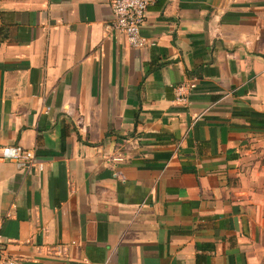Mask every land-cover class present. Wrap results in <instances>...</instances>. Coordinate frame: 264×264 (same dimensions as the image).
Returning <instances> with one entry per match:
<instances>
[{
  "label": "crops",
  "instance_id": "0c3cea01",
  "mask_svg": "<svg viewBox=\"0 0 264 264\" xmlns=\"http://www.w3.org/2000/svg\"><path fill=\"white\" fill-rule=\"evenodd\" d=\"M111 20L110 0H0V151L45 165L0 162V242L30 264H264V0H153L145 49Z\"/></svg>",
  "mask_w": 264,
  "mask_h": 264
},
{
  "label": "built area",
  "instance_id": "2783aa9c",
  "mask_svg": "<svg viewBox=\"0 0 264 264\" xmlns=\"http://www.w3.org/2000/svg\"><path fill=\"white\" fill-rule=\"evenodd\" d=\"M152 3L153 0H110L112 20L106 25L107 31L122 36L130 48L145 49L155 46V42L150 41L141 33L147 9ZM194 89L195 84L193 81H186L176 85L173 89L175 102L181 106H186ZM113 161L123 162V158L119 156ZM0 162H10L15 165L17 170L25 173H41L45 170L44 163L37 158L34 149L24 148L19 145L2 147ZM2 223L3 220H0V229ZM71 244H74V242ZM68 246L44 247V254L50 257L65 256V250ZM0 264H30V261L11 255L0 242Z\"/></svg>",
  "mask_w": 264,
  "mask_h": 264
}]
</instances>
